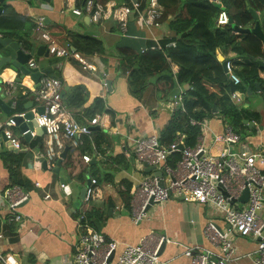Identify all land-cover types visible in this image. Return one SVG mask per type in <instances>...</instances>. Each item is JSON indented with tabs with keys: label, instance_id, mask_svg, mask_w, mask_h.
Segmentation results:
<instances>
[{
	"label": "crops",
	"instance_id": "crops-1",
	"mask_svg": "<svg viewBox=\"0 0 264 264\" xmlns=\"http://www.w3.org/2000/svg\"><path fill=\"white\" fill-rule=\"evenodd\" d=\"M119 1L129 5L135 2ZM139 1L144 8L149 2ZM214 1L228 11L234 22L235 16L242 12L234 5L233 0ZM85 2L3 0L0 4L3 8L0 11V37L12 38L13 41L25 45L27 41H31L36 48L41 45L47 46L48 55L47 51H42V56L36 55L32 60L36 62L37 68L53 70V73L45 75L52 77L60 75L59 78L64 83L63 90L68 88L62 96L63 101L73 117L78 122L88 123L90 119L88 114L96 109L95 103L100 98L103 101L104 112H109L111 121L108 129H94L98 132L97 144L94 135L92 139L88 138L91 149L86 153L95 156L89 164L83 162L77 166L79 154L77 156L71 154L73 161L66 164L69 152L62 157L63 151L57 160L61 161L58 170L54 169L57 162L51 167L43 158L46 151V135L43 130L36 129L37 135L24 143L25 137L21 134L20 126H12L14 135L23 141L22 150L18 152H13L2 144L1 136L0 232L3 238L0 239V253L3 260L0 258V261L4 264H73L76 245L85 226L105 234L108 239L116 240L118 242L116 255L127 245L138 244L147 235H151L150 239L153 242L158 241L161 236L166 238L163 247L161 245L163 249L160 257L170 264H192L191 258L185 254L188 248L220 252V249L204 235V229L210 221H213L220 230L227 229L221 213L212 206L173 195L164 203H155L147 212V217L140 222L132 220L134 192L143 176L148 173L145 171V165L138 166L131 141L144 135H157L161 138L174 112L171 98L158 97L154 85H149L142 93H135L130 88L129 69L118 52L121 47L142 52L145 48L147 51H153L151 49L153 46H161V49L156 50L175 46L176 42L171 41L162 47L164 39L171 40L175 35L170 25L172 17L164 21L161 18L160 26L152 27L144 25L136 13L128 24L127 32L123 33L115 19L95 23L91 16L83 11ZM78 9L81 11L79 14L75 12ZM254 10L264 31V10ZM252 19L249 27L255 25L253 15ZM43 33H48L60 46L71 50H75L70 44L73 37L87 36L101 40L105 47L103 53L84 54L80 51L84 58L95 65L96 70L84 69L75 58L59 57L52 53L42 38ZM2 55L7 56L9 53L0 46V58ZM225 57L236 58L232 52L225 55L222 50L218 51L219 60L222 61ZM169 62L171 64V61ZM9 82L14 86L13 96L5 93ZM34 86L36 84L29 74H24L11 64L0 67L2 104L0 123L18 111L17 101L24 96L26 90L30 91L31 95L25 103L24 110L35 108L39 112V109L43 108L34 100L31 90ZM78 87L82 88L81 98L76 103L80 105L71 107L68 97ZM259 91L258 88L251 91V95H247L244 101L232 99L249 109L253 107L251 100L254 98L257 100L251 111L259 113L261 120L250 122L245 120L249 122L244 121L245 124L251 125L243 136H250L253 145L264 147V103ZM14 100L16 107L12 106ZM11 109L14 110L12 113ZM215 113L217 114L208 118L210 137L224 129V120L218 112ZM258 128L260 134H257ZM216 147L220 145L217 144ZM33 153L42 154L34 163L31 161ZM17 160L20 162L16 163ZM81 170H84V173H81ZM92 176L99 180L101 197L90 205L82 204L78 207L76 204L81 190L86 187ZM37 183H40V186H37ZM63 183L68 184V190H63L61 187ZM11 185H19L29 193V199L19 208L23 214V220L20 222H8L9 212L5 208L4 191ZM47 194L50 195L49 198L46 197ZM92 208L97 211L94 213L97 218L94 219L93 227L87 224V220L84 222L87 211ZM231 239L235 247V257L227 264H254L258 240L237 234H233Z\"/></svg>",
	"mask_w": 264,
	"mask_h": 264
},
{
	"label": "built area",
	"instance_id": "built-area-1",
	"mask_svg": "<svg viewBox=\"0 0 264 264\" xmlns=\"http://www.w3.org/2000/svg\"><path fill=\"white\" fill-rule=\"evenodd\" d=\"M78 9L76 13H80ZM83 11L88 13L95 23L115 19L123 33L128 30L129 22L136 13L146 26H160L163 15V7L159 0H149L146 8L142 7L139 0L131 5L119 0H107L102 3L98 0H87ZM230 15L223 8L219 13L217 22L219 25L229 23ZM1 36V35H0ZM42 38L49 46L52 53L59 57L75 58L84 69L96 70L84 56L75 50L60 46L48 33H43ZM161 49V46H153L151 49ZM147 48L142 52H146ZM226 73L231 82L236 86L241 79L236 72L235 60L225 57L222 60ZM172 71L177 75L179 67L171 62ZM30 69H36L37 64L30 59ZM64 83L59 77L44 75L40 79V85L31 88L34 100L43 107L39 113L35 108L25 112L13 113L5 122L0 123V138L4 136L16 148H22V141L18 139L11 127L16 126V117L25 118L28 112H33L36 127L28 126L21 131L23 137L37 135L36 129L43 130L46 135V151L43 158L49 166H55L61 153L68 148L71 152L85 144V139H92V128L97 126L108 129L110 126L109 112L95 114L88 123L78 122L63 101L62 91ZM14 86L11 82L6 85L5 93L13 96ZM186 91L179 86V91L172 95L173 112L183 109V97ZM232 98L238 99V95L232 92ZM16 107V101L12 103ZM223 120V119H222ZM28 122V120H24ZM191 125H198L200 133L194 146L185 144V136L178 133L172 143L163 145L157 135H144L132 139L133 154L139 167L145 163L154 166L163 173L162 178L154 172L143 176L136 188L132 200V220L140 222L147 217L145 208L153 198L155 203H164L173 195L188 199L191 202L212 206L218 210L227 225L226 230H220L213 221H210L204 229V235L220 252L210 250H194L188 248L185 254L191 258L192 264H227L235 257V247L231 239L233 234L250 237L258 240V249L254 256V264H264V147L253 145L250 136H243L236 132L228 123L224 122L221 133L209 136V120L201 121L191 119ZM260 134V129H257ZM211 140V141H209ZM212 143V144H211ZM93 144V143H92ZM220 147H216V145ZM183 146L182 149L179 147ZM96 152V148L94 147ZM180 152L181 157L174 164L170 162L172 156ZM33 163L37 161L41 153H33ZM95 157V156H93ZM89 153L82 154L85 164L92 159ZM161 180L164 186L160 185ZM40 186V183L36 184ZM63 190H68V184H61ZM245 190L249 196L246 202L240 201ZM101 187L96 177H90L89 184L82 201L84 205H90L101 197ZM6 200L5 208L9 212L8 222H20L23 214L20 206L29 199V193L19 185H11L4 191ZM50 197L49 194L46 195ZM151 235L141 239L138 244L127 245L120 254L116 255L118 242L108 239L105 234L88 226L80 234L73 257V264H170L160 257V248L166 240L164 236L156 242L151 241ZM3 234L0 232V239ZM114 252L113 259L108 262ZM0 258L3 256L0 253ZM63 264V263H61Z\"/></svg>",
	"mask_w": 264,
	"mask_h": 264
},
{
	"label": "trees",
	"instance_id": "trees-1",
	"mask_svg": "<svg viewBox=\"0 0 264 264\" xmlns=\"http://www.w3.org/2000/svg\"><path fill=\"white\" fill-rule=\"evenodd\" d=\"M98 1L106 2V0ZM159 2L163 7L162 20L172 17L170 25L175 33L171 40L162 41V47L164 48L171 41H175L176 45L146 52H136L121 47L118 55L129 69L128 84L135 93H142L149 85L155 86L158 97L162 99L176 94L179 86L184 87L186 91L183 97L184 110L181 108L174 112L173 118L161 134V143L169 145L178 133H182L185 136V144L194 146L200 127L191 125L190 120L201 121L216 115L213 110L214 104L224 122L239 134L245 135L250 125L245 124L244 121H260L261 115L234 103L230 88L231 80L226 73L224 62L218 58V51L222 50L225 55L232 52L236 56V60L234 59L237 62L236 72L241 79L240 84L236 85V90L240 93H246L248 88L256 91L259 84V95L264 103V67L258 62L264 60L263 42L253 34H236L231 24L219 25L217 19L223 8L214 0H159ZM233 2L242 10L235 16V23L244 28H248L253 21L249 7L264 10V0H233ZM72 40L70 44L75 51L84 54L105 51L103 42L93 37L76 36ZM169 61L179 67L177 75L173 74ZM30 95L31 92L26 90L24 96L20 97L16 112L26 111L24 106ZM81 95L82 88H76L68 97L69 105L71 107L80 105L76 103ZM95 104L96 109L88 114L90 118L105 110L100 98ZM92 133L96 137L97 144L98 132L92 128ZM26 141L24 139V143ZM90 149L89 140L86 138L85 144L75 153L68 150L66 164L73 161L71 154L74 156L79 154L80 159L76 162L79 166L84 162L82 154ZM180 157V152H176L170 162L174 164ZM19 162L20 160L16 161ZM81 171L84 173V170ZM96 212L92 208L85 216L84 222L87 220V224L91 227L94 226V219L97 218L94 214ZM0 264L4 263L0 261Z\"/></svg>",
	"mask_w": 264,
	"mask_h": 264
},
{
	"label": "water",
	"instance_id": "water-1",
	"mask_svg": "<svg viewBox=\"0 0 264 264\" xmlns=\"http://www.w3.org/2000/svg\"><path fill=\"white\" fill-rule=\"evenodd\" d=\"M42 1H49V0H42ZM1 2H3V0H0V4H1ZM2 9L3 8L0 6V11ZM249 10H250V12L253 15L254 20L256 21L255 25L253 27H248V28L241 27V26H239L238 24H236L234 22V19L231 16L229 18V23L231 24L232 29H233V31L235 33L253 34V35L257 36L264 44V31H263L261 23L259 21V16H258L257 12L253 8H249ZM0 46L2 47V49L5 52L9 53V55H7V56H3V55L1 56V58H0V67H2L4 65L11 64L13 67H16L17 69L21 70L24 74H29L31 76L32 80L35 82L36 87H38L40 85V79L45 74L53 73V70L50 69V68H47V69H40V68L30 69L28 67V63H29L30 59H32V57H34L36 55L39 56V57L42 56L43 55L42 51H47L46 55H48L49 52L47 50V46L46 45H41V46L36 48V47L33 46V42H31V41H27V45H25L24 43H21V42H18V41H13L12 38L0 37ZM258 62H259V64L261 66L264 67V60H258ZM56 76L60 77L59 74H56ZM107 84L109 85L110 81H108ZM230 88H231V92H234V93H236L238 95V98H239L240 101H244L245 98L247 97V95H251L250 88L247 89L246 93H240V92H238L236 90V86L232 82H230ZM257 88L259 90V84H257ZM67 90H68V88L66 87L62 91V96L65 95ZM0 104H1V101H0ZM213 110H214V112H218V109H217L215 104L213 105ZM13 111L14 110L11 109V113ZM42 112H43V108H40L39 109V113H42ZM25 119L28 120V122H25L24 121ZM245 122L247 123L248 121H245ZM251 123H253V122H251ZM16 124L18 126H20L21 130H25L28 126H30V127H32V126L36 127L37 126L36 120L34 119V114L31 111L26 114L25 118L16 117ZM95 128H99V127L94 126L93 129H95ZM25 139L26 140H30L31 139L30 135H26ZM3 143H4L5 146H7V148L9 150H11L13 152H18V151L22 150V149L14 147L12 145V143L9 140H7L4 136H2V144ZM179 148L182 149L183 146H180ZM67 151H68V149L66 148L64 150V152L62 153V157H64L66 155ZM60 166H61V161L59 160L57 162V165L55 166L54 169L58 170ZM145 171L147 173L154 172L155 175H157V176H159L161 178H162V175H163V173L161 171H159V170H156V168L154 166H149L146 163H145ZM88 184H89V182H88ZM88 184L86 185L85 188H83L81 190V194L79 196V200H78V202L76 204V206H78V207H80L82 205V201H83V199L85 197V191H86V188H87ZM160 185L164 186L163 180H161ZM248 196H249L248 190H245L243 195H242V197L240 198V201L246 202L247 199H248ZM154 204H155V202H154L153 198H150V200H149V202H148V204H147V206L145 208V211L148 212L149 209ZM162 247H163V245H162ZM162 249L163 248L160 249L159 253H161ZM113 257H114V252L109 257L108 262H110L113 259Z\"/></svg>",
	"mask_w": 264,
	"mask_h": 264
},
{
	"label": "rangeland",
	"instance_id": "rangeland-1",
	"mask_svg": "<svg viewBox=\"0 0 264 264\" xmlns=\"http://www.w3.org/2000/svg\"><path fill=\"white\" fill-rule=\"evenodd\" d=\"M233 101H234V103H235L237 106H242L241 103H239L237 100H233ZM251 101H252V105H253L252 109H254V107L256 106L257 100L254 98V99H252ZM252 109L250 108V110H252Z\"/></svg>",
	"mask_w": 264,
	"mask_h": 264
}]
</instances>
